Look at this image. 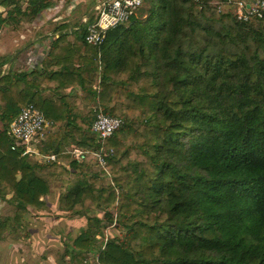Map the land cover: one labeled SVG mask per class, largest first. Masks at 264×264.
<instances>
[{
	"label": "trees",
	"instance_id": "obj_1",
	"mask_svg": "<svg viewBox=\"0 0 264 264\" xmlns=\"http://www.w3.org/2000/svg\"><path fill=\"white\" fill-rule=\"evenodd\" d=\"M145 1L143 16L108 30L99 48L84 41L93 19L78 26L76 38L94 58L100 51L99 81L79 67L52 74L60 89L78 84L79 101L39 102L30 90L35 78L13 65L2 72L0 62V199L15 206L0 216V234L20 228L30 208L45 210L56 183L60 210L104 211L102 219L87 217L65 246L73 264L88 253L99 264H264V13L242 21L210 0ZM27 2L31 18L51 5ZM10 4L17 0H0ZM6 10L7 17L21 12ZM6 19L0 13V27ZM66 34L49 53L57 62L67 57ZM27 102L51 117L38 149L55 161L11 148L8 125ZM95 106L123 119L104 144L107 184L99 181L104 170L66 151L97 146ZM104 221L123 230L105 244L98 237Z\"/></svg>",
	"mask_w": 264,
	"mask_h": 264
},
{
	"label": "crops",
	"instance_id": "obj_2",
	"mask_svg": "<svg viewBox=\"0 0 264 264\" xmlns=\"http://www.w3.org/2000/svg\"><path fill=\"white\" fill-rule=\"evenodd\" d=\"M97 1L51 0V5L44 8L34 18H31V15L28 14L27 0H17L15 5L0 6L1 15L7 18L5 24L0 27V62L4 61L1 68L2 72H6L13 65L28 73L27 80L35 78L36 86L31 87L30 90H37V100L39 102L44 101V104L58 100L61 95L76 97L79 101L84 96L80 86L78 84H68L60 89L57 87L58 80L54 78L53 74H59L65 71L66 68L79 67L89 79L95 77L99 81V70L102 66L100 51L97 52L94 58L93 49L80 42L76 38L77 33L75 32L79 25L94 19V6ZM15 7H18L21 12L7 17L6 9H14ZM62 26L65 27L62 28ZM62 32L67 34L65 40L61 41V52H63L61 58L67 57L65 61L60 60L57 62L58 60H55L54 57H49V53L54 47L57 37ZM85 57L94 59L97 66L94 67L88 64ZM80 59L84 60L83 64L80 63ZM26 89H29V86ZM86 110L87 108H84V111ZM45 116L51 121L52 126L51 117L49 115ZM64 123L66 122L62 121V124ZM53 186L60 189L57 184ZM51 190L50 188V192L45 196L47 208L42 211L46 213H49L47 209H49V203L52 202V199L49 198L53 194ZM57 199L56 206H58ZM59 212L66 214L62 210ZM27 221L30 225L27 238L8 237L5 241V264H61V262L53 259L54 248H56V251L59 250V244H61L65 250L66 245L59 241L60 235L54 232L60 231L58 226L63 227L66 223H72L73 225L79 221L75 217L67 219V217L56 215H38L34 217L29 215ZM80 222H82V218ZM84 224L80 223L79 226L84 228ZM71 234L74 237L77 235L75 233ZM62 250L60 252H63ZM44 252L47 256L46 259L43 258ZM67 258L70 260V257L66 254L64 259ZM97 264L99 263L97 262Z\"/></svg>",
	"mask_w": 264,
	"mask_h": 264
},
{
	"label": "built area",
	"instance_id": "obj_3",
	"mask_svg": "<svg viewBox=\"0 0 264 264\" xmlns=\"http://www.w3.org/2000/svg\"><path fill=\"white\" fill-rule=\"evenodd\" d=\"M144 0H98L94 6V19L86 26L84 41L86 44L99 48L103 43L107 31L128 22L130 17L142 6ZM219 12L231 8V13L242 21H249L254 17H261L264 13V0H222L215 2ZM94 120L90 132L97 143L94 149H84L72 145L67 153L76 162H91L106 173L105 178L111 182L110 174L106 169V158L111 153L104 146L107 138L122 125L123 119L110 116L100 106L94 107ZM51 126V121L32 103H26L12 119L7 128L11 138L12 149L20 148L21 155H28L41 161L56 160L55 154H43L38 145L42 142ZM103 243L108 239L103 230Z\"/></svg>",
	"mask_w": 264,
	"mask_h": 264
},
{
	"label": "rangeland",
	"instance_id": "obj_4",
	"mask_svg": "<svg viewBox=\"0 0 264 264\" xmlns=\"http://www.w3.org/2000/svg\"><path fill=\"white\" fill-rule=\"evenodd\" d=\"M219 1H222V0H210L208 1L207 3L209 5H212L214 6V3L215 2H219ZM245 1H251V0H245ZM147 7V3L146 1L143 3V5L137 10L136 12V16H143L144 14V9H146ZM231 12V8L228 9L226 8L225 9V12ZM128 23V22H127ZM51 130V128H49V131ZM91 134V132H90ZM92 136V134H91ZM72 145H75V144H70L66 147V151L67 149H69ZM77 146V145H75ZM79 147V146H78ZM31 158V157H30ZM32 160L34 161H40L39 159H34V158H31ZM92 165H90V167L94 168V170L96 168H98L95 164L91 163ZM94 165V166H93ZM100 183L101 184H107L108 183V179L105 178L104 176H102L100 178ZM56 184V183H53V185ZM51 186V193H53L52 195L49 196L50 199H52V202L49 203V209H47V211L49 213H46L45 211H41V212H38L37 210L33 209V208H30L29 210V213L28 215L26 216V218L23 219V222L21 223L20 225V228H13V230H8L6 231L5 233L3 234H0V264H5V260H6V255L4 253V249H5V241L7 240L8 237H11V238H27L28 237V227L30 226L29 225V222L27 221V218L29 215H31L32 217L34 216H38V215H44V216H48V215H56V216H64V217H67V219H71L72 217H75L79 222H76L75 224L72 225V223H66L63 227L61 226H58V228L60 227V231H55L54 233L55 234H59L60 237H59V241L65 245L67 244H70L72 239L74 238V236L71 234V233H75V234H78L79 231L81 230V226L80 223H85L84 225L86 226V222H87V217H93V216H97L99 217L100 219L103 218V209H98V210H95V211H91V212H83L84 214H74V213H68V212H64L66 214H62L63 212H59L60 210H58V206H56V199L58 197V189L56 186ZM58 185V184H57ZM56 187V188H54ZM60 190V189H59ZM55 200V201H54ZM48 202H50V200H48ZM15 209V206L13 203H11L9 200H5V199H0V216L1 217H7V216H11L13 214V211ZM81 218H82V222L81 221ZM101 227H102V231L104 230L106 233H107V236L108 238L110 237H113V236H121L122 233H123V230H121L119 227H117L114 223L112 224H108L106 221H104L102 224H101ZM63 230H62V229ZM79 228V230H77ZM62 233V234H61ZM103 236L104 235H99V241L101 243H103ZM57 239V238H55ZM58 240V239H57ZM58 246V245H57ZM59 247L60 249L59 250H55L56 248H54V258L53 259H56V261H59L61 262V264H73L71 260H69V258L67 259H64V257H66V255L64 254V246L62 247L61 244H59ZM63 249L62 251L63 252H60V250ZM95 254V253H93ZM91 253H88L86 255V260L83 262V264H97V261H96V256L93 255ZM43 258L46 259L47 256H46V253L44 252L43 254Z\"/></svg>",
	"mask_w": 264,
	"mask_h": 264
}]
</instances>
